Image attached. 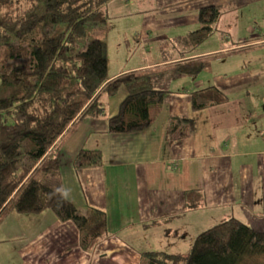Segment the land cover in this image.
<instances>
[{
    "label": "crops",
    "instance_id": "obj_1",
    "mask_svg": "<svg viewBox=\"0 0 264 264\" xmlns=\"http://www.w3.org/2000/svg\"><path fill=\"white\" fill-rule=\"evenodd\" d=\"M208 5L217 9L210 35L192 51L181 49L180 54L185 53L180 60L204 59L206 65L207 55L221 53L227 59L232 52L241 70L217 74L207 85L198 79L199 87L181 99L175 93L182 92L179 86L169 95L164 88L151 91L161 103L150 107L154 122L139 132H106L125 88L112 113L97 118L80 115L65 130L69 132L57 150L58 183L46 181L45 186L60 189L80 207L104 210L107 234L85 251L71 221L60 222L51 211H45L46 219L13 212L0 224V264H141L148 250L165 251L168 245L189 249L197 233L228 215L264 230V0L148 4L142 11L154 10L155 21L147 15L143 32L134 34L145 62L120 73L161 68L158 72L165 77L183 78L170 65L158 63L160 44L169 42L170 50L180 56L175 38L198 29L199 11ZM208 85L219 87L227 100L193 110L191 92ZM172 116L193 118L195 132L169 142L167 126ZM81 148L100 149L103 164L75 169L74 156ZM192 188H201L205 198L203 205L188 209L184 192ZM190 213L194 222L189 223ZM156 220L161 222L149 225ZM140 230L149 232L146 244L135 241L133 232ZM156 242L166 244L150 248Z\"/></svg>",
    "mask_w": 264,
    "mask_h": 264
},
{
    "label": "trees",
    "instance_id": "obj_2",
    "mask_svg": "<svg viewBox=\"0 0 264 264\" xmlns=\"http://www.w3.org/2000/svg\"><path fill=\"white\" fill-rule=\"evenodd\" d=\"M107 1L0 0V208L4 207L0 224L18 209L19 202L33 198L27 211L50 209L61 221L74 223L85 251L108 232L104 210L80 207L61 191L34 182L26 184L20 196L15 197L14 190L38 162L44 166L40 171L59 168L58 156L45 159L53 154L51 145L79 113L92 118L103 114V93L115 95L122 86L126 90L117 112L108 119V132H139L154 122L150 107L161 99L150 94L149 78L161 69L108 75L106 39L96 36L91 26L107 22ZM216 13L214 5L200 9L198 29L175 38L179 54L181 49L194 50L210 35ZM170 49L169 42L160 44L163 60L176 58ZM205 62H176L170 68L193 77ZM89 74L98 79L95 84L85 81ZM227 98L219 87L208 85L191 92V107L200 110ZM196 128L193 118L172 116L167 126L169 142L189 137ZM73 164L77 170L101 166L102 152L80 149ZM204 198L201 188L184 192L188 209L203 205ZM141 264H264V230L228 215L197 233L186 254L148 250Z\"/></svg>",
    "mask_w": 264,
    "mask_h": 264
},
{
    "label": "rangeland",
    "instance_id": "obj_3",
    "mask_svg": "<svg viewBox=\"0 0 264 264\" xmlns=\"http://www.w3.org/2000/svg\"><path fill=\"white\" fill-rule=\"evenodd\" d=\"M155 2L156 0H108L107 5H106V10H107L106 13L108 15L107 22L101 23V24L94 23L91 25L93 27V32L96 34V36L101 35V36H104V38L106 39L107 56H108V75L117 76V74L122 71L131 70L137 66H143V63L145 62V58H146L145 53L141 52L142 46L137 47L139 43H138V40L134 37V34L143 32V24L145 22V19H146L145 17L147 15H148L147 18L150 19V22L155 21V18H154L155 11L154 10H150L148 12L142 11L143 8H146L148 4H152V3L154 4ZM19 9H20V6H19ZM200 47L206 48V45L204 46L201 45ZM174 54L176 55L175 56L176 58L168 59V60H163V58H161V55H160V59H157L159 60L158 63H161L163 65H166V64L170 65L169 68L174 65L173 62L182 63L183 61L180 60L182 59V57L179 56L177 52H174ZM220 55L222 54L215 53L213 55H207L205 57L207 59V63L205 67L196 76H193L191 78L190 76H186V75H183L182 76L183 78L165 77V74L163 72H158L157 74L152 73V75H150V78H149V91L151 92L158 88H164L165 90H168L167 95H169L173 91L175 92V90H177L174 88L179 86L182 92L178 91L175 93L178 94L179 98L181 99L184 94H188L189 90L194 89L195 87H199V85H197L198 79L203 80L202 82H199V83L203 85H207L213 82L214 77L217 74L233 75V74L238 73L239 70H241V68L239 67V62L234 57V54H232V52L229 53L227 59H225V57H221ZM160 69L161 68H158V70ZM249 74L253 75L251 73ZM85 81L87 83L92 81L91 83L95 84V82L98 81V79L95 77H92L91 74H89V76H87ZM101 88L102 86L99 87V90ZM250 90L255 91L257 89L254 88ZM123 91H124V87L122 86L115 95H107L105 93L101 95V100L103 101V109L106 114H110L113 112L116 102H118L120 100V96L124 94V93L122 94ZM234 94L235 93H229L230 96H233ZM182 110H183V107H182ZM80 114L81 113H79L78 117L80 116ZM77 118H75L74 121ZM68 132L69 131L62 132V134L59 136L56 142H54V144H52L49 149V152L51 151H56V152H53V154H49L45 159L49 160L50 158H52L51 155H55V156H58L59 163L61 164L60 157L58 155L57 150H60L59 146L64 141V140L61 141V139L63 136H65L64 134ZM42 167L44 168V166H42V161L38 162L34 167L36 169L28 176L26 175V177L24 176L22 178V182H20L19 187H16L14 190L15 197L20 196L23 190V187L26 184L31 183V182L36 183L40 188L49 189V190H57L53 188H48L47 186H45L46 185L45 182L47 181V182L58 183V180H59L58 179L59 177L58 169L59 168L50 170V171L49 170L40 171V168L42 170ZM50 185H53V183H50ZM58 190L61 191L60 189ZM32 203H33V198L29 199L26 203L19 202L20 205L18 209L14 210L13 212L20 213L24 215V217L26 214L32 215L35 217L36 215H40V216L43 215L44 219H46L45 211H47L46 213H48V211H51L54 214V212L50 209H44L37 213H32V212L27 211L28 208L31 207ZM1 208H0V211H4V207H1ZM13 212L8 213L4 217L3 221L7 218L9 214ZM58 220L60 222H69V221H61L60 219ZM190 222H194L192 213H190V216H189V223ZM142 231L143 230L133 232V235L135 236V241L138 244H142V243L146 244L145 237H146V234H148L149 232L148 231L142 232ZM78 237H79V234H78ZM162 243L166 244V242H156V244L153 245L154 247H150V248H156L157 244L161 245ZM164 250L166 252L167 251L169 252L171 250H176L178 253L186 254V252H188L189 249L188 247H186V245L182 248H179L178 246L171 247L170 245H168L167 248H165ZM156 251H161V250H156ZM1 263H4V261H2Z\"/></svg>",
    "mask_w": 264,
    "mask_h": 264
}]
</instances>
